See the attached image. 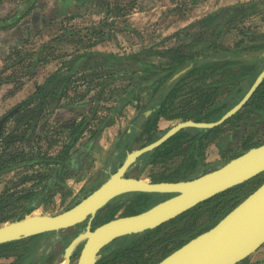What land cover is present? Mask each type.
<instances>
[{
  "label": "trees",
  "instance_id": "1",
  "mask_svg": "<svg viewBox=\"0 0 264 264\" xmlns=\"http://www.w3.org/2000/svg\"><path fill=\"white\" fill-rule=\"evenodd\" d=\"M15 12L21 13L19 10ZM263 12L264 0L231 3L198 21V29H193L192 24V29L183 31L179 36L180 41L174 45L155 49L146 47L131 53L87 51L79 55L70 67L52 73L43 83L37 84L36 90L17 105L0 132V175L21 166L25 172L22 174L24 180L34 179L29 185L19 189L8 188L0 194V222L24 217L39 206L51 202L57 193L64 199L69 194L67 178L91 168L93 143L105 126L112 124L118 115L124 114L125 107L129 104L136 106L137 113L120 131L115 153L110 152L105 157L104 170H116L128 150L158 139L164 133L159 128L161 118L197 121L220 118L244 96L264 68V32L246 31L249 32L246 35H252L251 38H242L233 46L223 44L220 37L224 30L230 29L236 22ZM17 15L13 14L9 19H14ZM209 34L211 44L205 48H197ZM20 52L21 50H17L14 53L20 55ZM152 54L159 58L149 57ZM94 56L101 58L97 63L100 71L94 70V74L115 72V76L96 82L94 85L98 86V91L89 101L81 104L73 100L64 104L75 108L90 106V110L65 125L61 132L62 142L56 152L44 149L40 142L36 147L25 148L23 143L32 140L44 107L52 100H57L58 103L62 101L70 85L77 84L74 77L79 69L87 59ZM35 64L36 60L32 62V67ZM124 77L130 79L124 84V94L116 101L115 106L109 107L107 113L101 114L98 105H91L92 101H99L112 80ZM253 112L264 115V80L243 108L224 123L214 127L182 128L161 145L144 153L133 164L129 173L141 175L148 166L164 164L177 157H182V160L171 172L166 173V169L160 171V174L157 171L151 172L153 178L183 179L206 172L212 165L202 159L208 144L217 139L220 140L222 150L230 151L228 142L232 140L234 132H228L229 128H234L245 114ZM11 120H16L15 129L8 130ZM94 120L98 123L96 128L91 127ZM229 123L231 125L227 126ZM254 136L255 132L249 134L243 141L242 150L236 151L232 157L264 142L255 140ZM43 137L49 136L40 135L38 140L41 141ZM60 140L51 139L49 146ZM263 181L264 173H261L200 202L156 228L118 237L99 254L96 264H155L175 248L213 226ZM95 186L96 184L86 186L82 193L89 192ZM165 197L152 192L122 194L108 203V217L101 219V222L113 218L121 208H125V214H134ZM18 205L20 208H17ZM206 214L207 217L201 220ZM84 229V224L81 223L76 227L45 232L29 240L7 242L0 245V256L17 254L15 261L5 264H29L31 252L38 249L41 239L59 238L62 233H66L63 244L65 247ZM50 247L47 242L39 249ZM248 261L249 258L241 264Z\"/></svg>",
  "mask_w": 264,
  "mask_h": 264
},
{
  "label": "rangeland",
  "instance_id": "2",
  "mask_svg": "<svg viewBox=\"0 0 264 264\" xmlns=\"http://www.w3.org/2000/svg\"><path fill=\"white\" fill-rule=\"evenodd\" d=\"M1 1L3 3L1 5L6 6L7 3L10 4L11 1L15 0ZM229 4L231 3L227 0H151V3H140L137 4L136 8L142 10L144 9L145 14L141 18H136L134 20V24L136 26L134 27V30L131 28L129 30L126 29V32H124V35L121 37H117V34L115 35L114 32L112 35L107 36L106 33L109 32V30L106 22H104V28L101 29V32H99L100 30L96 28L97 26H95L89 18L82 23L77 22L75 25H68L67 27L64 26V28L56 27V32H60V30L63 32L59 33V35L63 34L60 36L59 40L77 43V45H81L84 49L80 52H76L75 50H72L71 45H64L59 41V44L51 45L47 43V40L42 42L38 40L27 46H23L20 55L12 53L11 56L4 61V64H1L0 62V116H3L11 108L28 98L36 90V85L39 83L37 80L39 78H44L46 80L52 73L65 70L72 65V62L80 54L91 50H98L93 49V47H100L103 51L107 52L110 50L112 51V48L120 47L118 51L121 53H131L146 47H151L153 49L165 48L179 42V36L183 33V31L191 28L192 24H194L193 29H198L200 27V24H197L199 23L198 21L214 10ZM191 16L193 17L191 18ZM184 20H188L189 23L181 26ZM137 27H142L140 34L135 31V28ZM229 28L230 29L224 30L220 37L223 44L232 46L236 41L241 40L242 38H247L246 40H248L252 35H246V33H249L246 31L255 30L257 32H264V12L250 16L243 21H238L235 25ZM53 29L54 28H47L43 37L47 38V31H53ZM141 36L143 37L142 41L140 39ZM119 42L121 43V46H119ZM211 42L212 38L211 34H209L207 38L198 44L197 48H205L209 46ZM42 44L46 45V48L44 51L36 53V49H38V47ZM70 53L73 54L71 57ZM36 56L40 59L35 66L32 67V62ZM149 57L159 58L154 54ZM99 60H101V58L98 56H94L93 58L90 57L89 60L87 59L85 65L79 69L78 74L74 77V82L77 84H75V86H73V83L70 85L68 93L64 96L62 101L58 103L57 100H52L44 107L42 112L43 115H41V118L39 119L38 126L32 140L23 143L25 148L29 149L32 146L36 147L40 142V145H43L44 149L49 148L50 152H56L59 149L62 142L60 140L62 136L61 132L65 129V125L76 118H80L83 112L87 113L91 108L90 106H88V108H86V106L84 108H75L64 104L73 100L81 104L89 101V99L92 96L94 97L98 91V86L94 85L96 82H101L104 79L108 80L115 76V72H100L99 74H94V70L100 71V66L97 65ZM44 81H41L40 83ZM129 81L130 79L128 77L112 80L106 86L99 101L96 99L92 101L91 105H98V109L101 114L107 113L109 107L115 106L116 101L120 98V96H122V94H124V84ZM136 113L137 108L134 105H127L125 107L123 114L125 115V125L131 121ZM117 117L121 118L119 115ZM180 121H182V119L170 120L162 118L160 120L159 127L162 128V130H167ZM15 122L16 120H11L7 129H15ZM97 124V120H94L92 121L91 127L96 128ZM230 125L231 123L227 126ZM232 131L234 132L233 138L228 142V146L231 150L225 153V158L222 157L221 159V154L216 142H213V144L207 147L206 151H204L206 158L214 162L210 168L221 165L226 159L232 157L236 151L238 152L242 150L243 141L249 134L255 132V140L263 141L264 115L257 112L245 114L237 122L234 128H229L228 132ZM45 134L49 137H43L44 139L41 141L40 139L38 140V136H43ZM99 137L100 135L93 143V166H91V168L87 171L84 170L83 173L79 172L76 176L67 178L66 182L68 184L69 194L64 199L60 193L56 194L51 202L41 205L31 214H55L61 212L84 195L81 192V188L97 184L95 178L98 173H101V170H103L102 158H105L111 152H109L111 147H113L110 141L107 146L98 150L96 143L97 141L99 142ZM51 139H59L60 141L55 142V144L50 147L49 145ZM181 160L182 157H177L176 159L172 161L169 160L164 164L148 166L145 172H143V177L150 180L153 178L151 172L157 171L159 173L160 171L166 169V167H169L166 169L168 172L175 168ZM216 160L218 161L215 163ZM24 173V169L20 166L19 168H15L14 170L0 175V194L8 188L19 189L25 185L31 184L34 179L28 181L24 180L22 177V174ZM17 208H20V205H18ZM120 214H124V209H121L117 213V215ZM107 217L108 212H105L101 219L103 220ZM206 217L207 214L202 216L200 219L204 220ZM2 223L5 222H0V225ZM263 247L264 245L261 249ZM255 254L256 253H252L253 258ZM76 262L77 256L74 257L72 264H76Z\"/></svg>",
  "mask_w": 264,
  "mask_h": 264
},
{
  "label": "water",
  "instance_id": "3",
  "mask_svg": "<svg viewBox=\"0 0 264 264\" xmlns=\"http://www.w3.org/2000/svg\"><path fill=\"white\" fill-rule=\"evenodd\" d=\"M264 80V68L244 96L220 118L212 121L187 119L170 127L158 139L129 150L118 169L72 207L56 214H30L0 225V244L39 233L60 230L87 221L66 246L61 264H70L83 243L76 264H96L101 250L118 237L143 232L177 217L200 202L264 173V142L254 145L216 168L181 180L149 181L127 176L130 166L144 153L161 145L182 128L214 127L224 123L249 101ZM15 106L0 119V132ZM132 191L173 193L134 214L118 215L93 228L99 209L112 198ZM264 245V181L213 226L172 250L155 264H238Z\"/></svg>",
  "mask_w": 264,
  "mask_h": 264
},
{
  "label": "crops",
  "instance_id": "4",
  "mask_svg": "<svg viewBox=\"0 0 264 264\" xmlns=\"http://www.w3.org/2000/svg\"><path fill=\"white\" fill-rule=\"evenodd\" d=\"M227 1L235 3L243 0ZM144 2L151 3V0H15L11 1L10 4L7 3L6 6L0 4V21H2L0 24V62L4 64V61L12 53L14 54L15 51L23 49V46L38 40L40 42L47 40V43L51 45H56L60 42L64 45H71L73 51H82L84 48L81 45H77V43L59 40L60 36L63 35H59V33L63 32L60 30L57 33L56 27L64 28V26L75 25L77 22L82 23L87 18L92 20V23L100 30L99 32L104 28V22H106L109 30L106 35H112L114 32L117 37H121L126 32V29L129 30L131 28L134 30V27H136L134 20L141 18L145 14L144 9L136 8L137 4ZM15 10H19L21 13H16ZM13 14L18 15L14 19H9L12 18ZM188 20H184L181 26L189 23ZM47 28L54 29L53 31L48 30L46 33L47 38H44L43 34ZM141 29L142 27H137L135 31L140 34ZM140 39L142 41L143 37L141 36ZM119 46H121L120 42ZM45 48L46 45L42 44L35 52L44 51ZM119 48H112L113 50L109 52H119ZM93 49L103 51L100 47H93ZM72 55L70 53V57ZM36 58H34V61L36 60L37 63L40 58L37 56ZM44 80V78H39L37 82L40 83ZM124 118L125 115H122L121 118L118 117L112 125L105 128L97 145L98 150L107 146L110 141L111 145L113 144L115 136L127 125L124 123ZM112 149L113 147H111L109 152ZM261 247L254 252L256 253L254 258L251 254L248 263L243 264H264V247L262 249Z\"/></svg>",
  "mask_w": 264,
  "mask_h": 264
},
{
  "label": "flooded vegetation",
  "instance_id": "5",
  "mask_svg": "<svg viewBox=\"0 0 264 264\" xmlns=\"http://www.w3.org/2000/svg\"><path fill=\"white\" fill-rule=\"evenodd\" d=\"M0 4H2V1L0 2ZM253 16V15H252ZM249 18V17H248ZM226 46H228V45H226ZM233 46V45H232ZM43 83V82H42ZM37 84H39V83H37ZM37 86V85H36ZM18 105V104H17ZM16 105V106H17ZM129 105H132V104H129ZM135 106V105H134ZM15 107V106H14ZM13 107V108H14ZM136 107V106H135ZM13 108H11V109H13ZM10 109V110H11ZM9 110V111H10ZM8 111V112H9ZM8 112H6L5 114H7ZM4 114V115H5ZM3 115V116H4ZM118 117H116L115 118V120H114V122L116 121V119H117ZM162 119V118H161ZM160 119V120H161ZM113 122V123H114ZM112 123V124H113ZM112 124H110V125H112ZM159 124H160V121H159ZM177 124V123H176ZM107 126H109V125H107ZM107 126H105V128L107 127ZM127 126V125H126ZM125 126V127H126ZM124 127V128H125ZM172 127V126H171ZM105 128L103 129V131L101 132V134H103V132H104V130H105ZM123 128V129H124ZM160 128V127H159ZM122 129V130H123ZM161 130H162V128H160ZM169 129V128H168ZM167 129V130H168ZM167 130H164V133L167 131ZM121 131V130H120ZM120 131H119V133H120ZM119 133L117 134V136H115V139H114V141L112 142L113 144V149L111 150V152H114L115 153V144H116V141H117V138H118V135H119ZM101 134H100V136H101ZM99 140H100V137H99ZM213 142H216V144H217V146H218V148H219V152H220V154H221V159H222V157H224L226 154V152H228V151H226V150H222L221 149V146H220V140H214V141H212V142H210L209 144H208V146L207 147H209L211 144H213ZM98 141H97V143H96V146L98 145ZM262 143V142H261ZM148 144V143H147ZM146 145V144H145ZM144 146V145H143ZM139 147H141V146H139ZM206 147V148H207ZM136 148H138V147H136ZM206 148H205V150L204 151H206ZM135 149V148H134ZM133 150V149H132ZM129 151V150H128ZM127 151V152H128ZM127 155V154H126ZM126 157V156H125ZM226 157V156H225ZM224 157V158H225ZM140 158V157H139ZM138 158V159H139ZM231 158H233V157H230V158H228V159H226L224 162H226V161H228V160H230ZM103 159H104V161H103ZM125 159V158H124ZM124 159H123V161H124ZM202 159L204 160V162H210V163H214V162H212V161H210L208 158H206V155H205V153H203L202 154ZM123 161H122V163H123ZM169 161V160H168ZM172 161V160H171ZM218 160H216L215 161V163L217 162ZM222 161V160H221ZM137 162V161H136ZM135 162V163H136ZM167 162V161H166ZM223 162V163H224ZM93 163H94V158H93ZM121 163V164H122ZM135 163H133V164H135ZM120 164V165H121ZM133 164L130 166V168L133 166ZM104 165H105V158H102V169L103 170H101V173H98V175H97V177L95 178V180L97 181V184H96V186L92 189V190H90L89 192H87V193H83L84 195H82V197L80 198V200L83 198V197H85V196H87L89 193H91L94 189H96L97 187H99L110 175H111V173L112 172H114V171H116V170H112V169H109V170H104ZM119 165V166H120ZM93 166V165H92ZM118 166V167H119ZM219 166V165H218ZM97 167H99V166H97ZM217 167V166H216ZM216 167H213V168H216ZM130 168L128 169V171H127V173H126V175L127 176H136V177H141V178H144L143 177V174H141V175H136V174H134V173H129V170H130ZM213 168H210V169H213ZM167 169V168H166ZM166 171V170H165ZM172 171V170H171ZM170 171V172H171ZM103 173V174H102ZM166 173H169V171L167 172L166 171ZM158 174H160V172L158 173ZM86 177H87V175H86ZM86 177H83V178H86ZM195 177V176H194ZM192 178V177H191ZM145 179V178H144ZM183 179H187V178H183ZM147 180V179H146ZM162 180H181V179H155V178H152V179H150L149 181H162ZM68 185V184H67ZM85 188V187H84ZM84 188H81V192H82V189H84ZM132 192H146V191H132ZM127 193H131V192H127ZM152 193H158V195L159 196H162V195H165L166 197L164 198V199H166L167 197H169V196H171V195H173V193H164V192H152ZM58 194V193H57ZM123 194H126V193H123ZM120 195H122V194H120ZM120 195H118V196H120ZM56 196V195H55ZM118 196H115L114 198H116V197H118ZM114 198H112L109 202H111ZM164 199H162V200H164ZM79 200V201H80ZM162 200H160V201H162ZM160 201H158V202H160ZM108 202V203H109ZM157 202V203H158ZM77 203V202H76ZM76 203H74V204H71L68 208H70V207H72L73 205H75ZM108 203L104 206V207H102L101 209H99V211L97 212V214H96V216L94 217V219H93V222H92V225H93V228L95 227V226H97V225H99V224H101V223H103V222H101L102 220H101V218L103 217V215H104V213L105 212H107V210L106 209H108L109 207L107 206L108 205ZM156 204V203H155ZM154 205V204H153ZM40 207V206H39ZM68 208H66V209H68ZM37 209V208H36ZM35 209V210H36ZM121 209H124V214H120V215H129V214H125V208H121ZM120 209V210H121ZM65 210V209H64ZM119 210V211H120ZM118 211V212H119ZM33 212V211H32ZM31 212V213H32ZM117 212V213H118ZM31 213H28V214H25V216L26 215H30ZM117 213L115 214V216H118L117 215ZM56 214V213H55ZM114 216V217H115ZM113 217V218H114ZM111 219V218H110ZM10 221V220H9ZM3 222H7V221H3ZM3 224V223H2ZM79 224H81V223H79ZM79 224H77V225H79ZM82 224H84V227H86V224H87V221H84V222H82ZM73 227H76V225L75 226H73ZM46 232H49V231H46ZM43 233H45V232H43ZM40 234H42V233H39V234H36V235H33V236H30V237H26V238H22V239H17V240H13V242L14 241H20V240H29V239H31L32 237H34V236H38V235H40ZM67 234L66 233H62L60 236L61 237H59V238H57V237H49L48 239H46V238H43V239H41V241H40V245L38 246V249L36 250V251H34V252H31V261H30V263L29 264H61L64 260H65V258H64V253H65V248H66V246L71 242V240L77 235H75L71 240H70V242L64 247V238H65V236H66ZM114 241V240H113ZM112 241V242H113ZM8 242H12V241H8ZM49 243L50 244V248H48V249H44V250H41V249H39L41 246H43L45 243ZM111 242V243H112ZM5 243H7V242H5ZM5 243H1V244H5ZM0 244V245H1ZM110 244V243H109ZM108 244V245H109ZM82 245H83V243H81L76 249H75V251L73 252V254H72V261H71V263L70 264H72L73 263V260H74V257L75 256H77V258H78V256H79V253H80V249H81V247H82ZM107 245V246H108ZM107 246H105V247H107ZM104 247V248H105ZM104 248L101 250V252L104 250ZM100 252V253H101ZM17 254H10V255H2V256H0V264H5V263H12L13 261H15V259L17 258Z\"/></svg>",
  "mask_w": 264,
  "mask_h": 264
}]
</instances>
